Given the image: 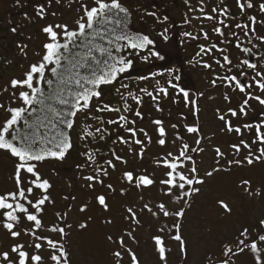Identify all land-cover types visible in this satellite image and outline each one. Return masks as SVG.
<instances>
[{"label":"snow or ice","instance_id":"6c2138e0","mask_svg":"<svg viewBox=\"0 0 264 264\" xmlns=\"http://www.w3.org/2000/svg\"><path fill=\"white\" fill-rule=\"evenodd\" d=\"M73 2H78L79 8L72 23L43 26L41 32L46 42L35 53L37 59L28 64L22 75L13 76L0 86V153L11 159L13 165L9 177L13 187L0 191V228L10 241L6 247L0 241V264H74L70 238L74 232H86L94 218L89 215L69 223V203L66 209L55 211L54 219L48 221L47 210L56 206V200L51 194L53 181L42 169L48 161L63 162L73 148L69 130L79 122L78 114L86 121H95L85 122L79 135L86 151L82 153L84 163L76 167L82 173L88 172L78 177L84 182L81 187L94 194L92 199L104 213L112 212L111 201L117 196L125 198L121 203L119 233L115 238L111 233L104 236L108 245L115 246L110 249L111 264H122L125 255L129 264H142L128 241L139 243L137 232L144 227L145 217L156 229L151 240L158 264H168L171 249L166 237L176 242L181 264H188L194 247L199 250V245H194L185 234L195 198L220 174L231 175L234 168L264 164V51H259L264 46V33L259 31L264 28V0H235V13L226 0H219L210 10L205 0H197V7L185 0L188 11L184 13L183 25L197 20L200 27L196 32L183 31L181 43L197 41L198 51L188 63L212 73L209 91L224 89L220 96L228 106L216 107L215 116L222 123L221 133L235 134L227 151L213 143L215 133H204L200 99L206 93L183 84L179 68L162 67L134 79L125 76L137 58L151 63L164 61L165 56L157 50V41L150 34L131 30L133 10L123 0ZM53 3L59 5L61 0H37L36 17L44 20L49 14L56 16V12H49ZM253 10L257 14H251ZM143 15L162 26L157 35L163 41L170 40L169 27H163L169 22L168 15L161 17L155 10H144ZM25 16L30 19L27 13ZM205 21L211 22V32L221 38L219 42H213L205 30ZM10 31L16 33L17 28ZM228 35L233 39H228ZM244 41L252 47L244 46ZM229 45L244 54L257 49L259 63L245 58L233 64ZM17 47L21 55H29L28 44ZM213 64L222 72L217 73ZM140 82L152 83L150 87H138ZM106 86L114 88L120 99L118 105L104 101ZM230 92L241 97L235 106ZM145 97L157 113L164 112L162 102L168 101L182 104L187 114L178 108L179 118L171 123H166L163 116H150V134L146 127L138 126L146 116L142 111ZM207 99L214 101L216 97L209 95ZM250 111H256L258 118L241 123ZM104 113L115 114V118L105 119ZM108 126H115L114 138ZM246 134L252 139H247ZM109 139L113 145L125 146L127 155H122L117 147L102 153L99 147L87 146L90 141ZM153 143L160 149L171 150L155 156L151 161L155 170L149 171L143 161ZM206 143L214 157L212 166L202 172L198 157L205 153ZM130 161L135 163L129 166ZM116 172L120 173L118 185L106 182ZM55 174L53 170L52 175ZM252 184V179L241 178L237 186L249 198H264V186L253 189ZM98 187L103 190L98 191ZM153 188L157 197L145 199V193ZM132 190L139 193L135 201L127 199ZM62 199L76 201L75 196ZM215 203L222 210L223 219L232 216L228 200L217 198ZM90 204L91 201L81 203L79 213L88 212ZM114 223L116 218L111 215L102 219L106 227ZM246 254L251 256L252 264H264V217H258L254 223H239L230 235L227 230L223 232L217 249L204 252L200 264H238L239 257Z\"/></svg>","mask_w":264,"mask_h":264},{"label":"rangeland","instance_id":"374dc122","mask_svg":"<svg viewBox=\"0 0 264 264\" xmlns=\"http://www.w3.org/2000/svg\"><path fill=\"white\" fill-rule=\"evenodd\" d=\"M40 2H43V0H40ZM85 2L90 3L91 0H85ZM172 2V0H164L161 3V6ZM36 3L37 0H19V4L17 3V0H0V32L2 31V34H0V38H2V41L0 42L2 44L1 46H4V44H9L10 46L11 44H14V42L18 43L25 41L26 44L30 45V47L35 46L36 48V46H40V40H36L35 37L37 26L39 31H41V27L47 24L49 17L52 18V20H61L65 23L71 24L78 15V2H73V0H61V4L58 5L53 3L49 9V12H56V16H51L49 14L44 20H40L35 15ZM167 7L171 9L169 20L171 18H176L177 20L183 22L184 13L187 12L185 5L182 4V6L179 8L178 5L172 3V6L169 4ZM144 10H158L151 6V0H138L135 7V11L138 13L139 25L152 29L150 32L155 37H157L156 22L153 18L144 16ZM25 12H29L30 19L25 17ZM64 17L65 19H63ZM12 27H16L17 31H19L18 40L14 39L15 36L10 31ZM177 29L179 30L180 28ZM21 32L22 34L20 35ZM147 32L148 31L144 33L146 34ZM182 32L183 31H180L178 35L179 39L173 41L174 43L157 40L159 45L166 44L168 46L170 44L173 47L171 51L169 50V55H165V60H167L169 64L164 63L167 66H162V62L160 61L159 66L160 68H179L183 84L187 85V83H189L193 91L198 90L204 91L206 93L205 97L200 99V106L202 109L200 118L203 122V131L206 135L215 133L216 135L213 143L220 145L223 150L227 151L228 144L232 139H234L235 134L233 133L229 135L226 133H221L220 128L222 127V123L218 121L215 116L216 107H221L223 109L228 106L223 102L220 96V93L223 92L224 89L218 88L214 91H209L208 80L211 78L212 73L209 70H205L199 66H193L188 63V61L192 59L191 56L195 55L196 50L192 51L189 49L188 44H190V42L181 43ZM151 33L148 32V34L152 35ZM29 37H31V39H28ZM136 62H140L139 64H144L141 75H146L149 71H155L159 69H153V62L155 64L159 63V61L156 60H153L150 64H148L137 58ZM181 68H183V70H181ZM213 68L217 73L219 72V68L215 64H213ZM131 77L134 79L136 76ZM151 83L152 82H140L138 87H144L146 84L150 87ZM134 86L137 85L134 84ZM111 89L112 87L110 86L105 87L103 99L105 102L118 105L120 103L119 96L116 94L115 90L111 91ZM209 95L215 96L216 100H208L207 96ZM230 95L233 97L232 106H235L241 97L232 94L231 92ZM145 99L149 100L148 97H145ZM162 107H164V112L162 114L157 113L155 112L152 103L145 101L142 108V111L146 113L145 120L143 122H139L138 126L146 127L150 131V134H152L151 125L149 122L150 116L160 117L162 115L163 118H165L166 123H171L176 122V120L179 118L176 113L178 108L180 111H185L187 114V110L183 108L182 104L174 105L166 101L162 102ZM256 107L257 110H259V106L257 105ZM78 115L80 116L79 122L70 132L73 148L70 150L63 162L55 165V167L46 165L42 169V172L45 175H48L53 181L54 188L52 191V197L56 200V206L54 208H48L46 218L48 221L53 220V213L66 208L69 203L72 204L69 223H74L76 220L86 218L89 215L92 216L94 220L90 224L89 229L83 233L74 232L70 238L69 243L74 252V264H111L110 249L114 248L115 246L108 245L104 240V236L105 233H111L115 238V235L119 233L121 226L119 219L120 213L122 211L121 203L125 198L117 196L111 201L113 204L112 212L104 213L96 206L95 201L92 199L94 194L81 187L84 182L82 180H78V177L81 175H86L88 172L86 171L82 173L76 167L77 164L84 163L85 158L83 157L82 153L86 151L85 142H82L79 139V135L81 132V127L85 122L95 124V121H86L82 114ZM103 115L105 119L115 118V114L104 113ZM256 118H258L257 112L250 111L249 116L247 118H241L240 122H251ZM191 120L192 118L189 116L188 122H191ZM233 122L236 123L235 120ZM108 127L113 133L112 138H114L116 134L115 126ZM171 135L172 134L170 132V138ZM246 138L249 140L252 139V137L248 134H246ZM153 139L155 140V136H153ZM188 139H191V137H188ZM87 146L99 147L102 153L108 152L109 148L111 147H117L118 150H122V155H127V148L123 145H113L111 143V139L100 142L90 141L88 142ZM204 147L206 149L205 153L198 157V159L201 161L200 168L202 172L203 170L209 169L212 166L214 157V153L207 143L204 145ZM75 150H79L77 157H74ZM166 150H171V147L168 149H160L155 143H153V145L150 146L149 150L145 154L143 166L148 168L149 171L155 170V166L151 163L152 159L158 154L162 155ZM10 162L11 161L8 160H2L0 155V191L9 190L13 187L12 182L9 179L13 168V165ZM132 163L135 162L130 161L129 166H131ZM53 170L56 173L55 175H52ZM162 171V169L158 170L157 176H159ZM119 175V172L113 173L112 179L106 182H112L114 185H118ZM241 178L252 179L253 189L264 186V164H257L252 167L246 166L240 169L234 168L231 175L220 174L213 180L209 181L202 194L195 198L193 209L188 214V220L185 225V234L189 237L194 245H199V250L194 247L188 264H200L204 252L209 250L215 251L218 247L221 234L226 230L230 235L235 231V228L239 223H254L258 217H264V198L252 199L244 194L243 190L237 186ZM97 190L102 191L103 189L98 187ZM64 196H75L76 201L73 202L70 199L69 201H65L62 199ZM138 196L139 193L136 190H132L128 194L127 199L135 201L138 199ZM155 196L157 197V191L155 188H153L150 192L145 193V199L155 198ZM217 198H225L229 201L230 206L233 208V214L231 217H228L227 219L222 218V210L219 209L215 203ZM89 201H91L89 211L83 214L79 213V205ZM108 215L115 217L116 223H114L112 226L106 227L102 224V219ZM208 229H211V231H208ZM155 230L156 229L153 222L145 217L144 227L137 232V239L139 243L136 244L128 241V246L131 247L133 251L137 252L142 264H158V259L154 252L153 242L151 240V236ZM0 241L4 242L5 247L8 243H10V241L7 239L6 233L2 228H0ZM166 243L167 247L171 249V252L169 253L168 264H181L177 252L176 242L171 241L166 237ZM122 264H129V257L127 255L124 256ZM238 264H252L251 256L247 254L240 256L238 259Z\"/></svg>","mask_w":264,"mask_h":264},{"label":"trees","instance_id":"16d2710c","mask_svg":"<svg viewBox=\"0 0 264 264\" xmlns=\"http://www.w3.org/2000/svg\"><path fill=\"white\" fill-rule=\"evenodd\" d=\"M43 2H44V0H43ZM123 3H124V0H123ZM25 13H27V17H29V12H25ZM25 13H24V15H25ZM63 19H65V17ZM47 21H48L47 24L48 23H65V22H63L61 20L60 21L52 20V18H50V17L48 18ZM129 27L131 28L132 31H141V32L148 31L149 33H151L149 28H146V27H143V26H141L139 24H136V21L134 22L133 17H132V22L129 25ZM148 32L146 34H148ZM0 34H2V31L0 32ZM13 34L15 36L14 39L18 40L19 31H17L16 33H13ZM21 34H22V32L20 33V35ZM151 36H153V34ZM35 37H36V40H40V46H38V47L36 46V48H35V46L34 47H30V45H28L27 51H28L29 55L27 57H24L23 55H21V53L19 52V49L17 47L18 44H24L25 41H21V42H18V43L14 42V44H11L10 46H9V44H4V46H1L2 44L0 43V86L6 85L8 80L11 77H13V76L22 75L24 70L27 68L28 64L30 62H34L37 59L35 53L41 51L42 43L46 42L45 34H43L41 31H39L38 26H37V30L35 32ZM153 38H155V36ZM1 41H2V38H0V42ZM156 41H157V39H156ZM158 45L159 44H157V50L161 51V53L164 56L165 55H169V50L171 51V49L173 48L172 45H170V44L168 46L166 44H164L165 46L162 45V46H160L161 48ZM170 57H171V55H170ZM9 60L12 61L11 64L7 63V61H9ZM161 62H162V66H167L164 63H168L169 64V62L167 60H164V61H161ZM139 63H137L135 61L133 69L131 70L130 73L125 74V76H130V75L133 76V77L140 76L144 64H139ZM148 64H150V63H148ZM159 65H160V61H159V63H156V64L153 62V69L154 68H160ZM123 82H126V80H124ZM187 85L190 87L189 83H187ZM106 87H109V86H106ZM112 90H114V88H112L111 91ZM6 95L7 94H5V96ZM145 101L149 102V100H147V99H145ZM2 118H3V114L1 113V119ZM75 127H76V125L74 126V128ZM70 132H71V130H69V134H70ZM78 151L75 150L74 157L78 156L77 155ZM0 155L2 157V160L11 161L10 163L12 164V160L8 159L5 154L0 153ZM74 157H73V159H74ZM59 163H60V161H48V162H46V165H48L50 167H55V165H57ZM64 209H66V208H64Z\"/></svg>","mask_w":264,"mask_h":264},{"label":"flooded vegetation","instance_id":"af4514ba","mask_svg":"<svg viewBox=\"0 0 264 264\" xmlns=\"http://www.w3.org/2000/svg\"><path fill=\"white\" fill-rule=\"evenodd\" d=\"M137 1L138 0H124V3L129 8H131L133 10V20H134V22L136 21V24H139L138 13L135 11V7H136ZM163 1L164 0H151V6L154 9H157L158 10L156 12L161 17L163 15H168V16L170 15L171 9L168 8L167 6L169 4L172 6V3L178 5L179 8L183 4V5H185L186 10L188 11V6L185 4V0H172L173 1L172 3H167V4L163 5V6H161V3ZM189 2H190V4H191L192 7H197L198 6L197 5V0H189ZM226 2L229 3V5L232 7L234 13L238 11L235 8V0H226ZM218 3H219V0H205V4L207 5V7H208L209 10L211 9V7L215 6ZM251 14H257V13L253 10L251 12ZM196 15H199V13H196ZM204 23H205V30L209 31V34L212 37L213 42H219V40L221 38L215 36L211 32V28L213 26L211 24V22L205 21ZM182 24H183V22L177 20L176 18H171L167 24L163 25V27H169V33L168 34H169V36L171 38H170L169 41H167L168 43H171V42H173L175 40H178L179 39V36L178 35H179L180 31H193V32H196V31H198V29L200 27V22L197 21V20H192L191 25H182ZM148 25H150V24H148ZM156 28H157V30H156L157 33L162 30V26L159 25V24H157V23H156ZM177 28H180V29L178 30ZM259 31L262 32V33H264V28L259 29ZM157 37L158 38H156V39L158 41L164 42L158 35H157ZM228 39H233V38L230 35H228ZM242 39H243V37H242ZM201 42H203V41H201ZM195 43H197V41H191L190 44H188L190 50H192V51H194V50L198 51L197 44H195ZM158 46L160 47L162 45H158ZM163 46H165V45H163ZM221 46L223 47L224 45H221ZM244 46L252 47V45L247 44L246 41H244ZM228 51L231 54V58L233 59V64L238 63V59H245V58H248L251 61H254V62L259 63V51H264V46H262L259 49V51L257 49H255V48H253V51H252L251 54L241 53L239 50H237L234 46H231V45L228 46ZM193 56H191V57H193ZM181 70H183V68H181ZM221 72H222V70L219 69V72L218 73H221ZM235 72H236V70L234 69L233 74H235ZM251 75H252V73L249 71V77Z\"/></svg>","mask_w":264,"mask_h":264}]
</instances>
